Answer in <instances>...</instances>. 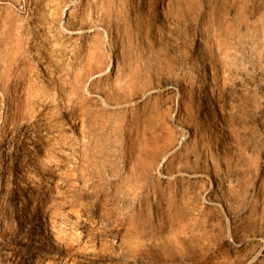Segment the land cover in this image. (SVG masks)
I'll return each instance as SVG.
<instances>
[{
    "label": "rangeland",
    "instance_id": "obj_1",
    "mask_svg": "<svg viewBox=\"0 0 264 264\" xmlns=\"http://www.w3.org/2000/svg\"><path fill=\"white\" fill-rule=\"evenodd\" d=\"M0 264H264V0H0Z\"/></svg>",
    "mask_w": 264,
    "mask_h": 264
},
{
    "label": "bare ground",
    "instance_id": "obj_2",
    "mask_svg": "<svg viewBox=\"0 0 264 264\" xmlns=\"http://www.w3.org/2000/svg\"><path fill=\"white\" fill-rule=\"evenodd\" d=\"M38 112H39V111H38ZM45 115H46V114H45ZM46 116H47V115H46ZM53 116H54V115H53ZM47 117H48V116H47ZM37 120H38V119H37ZM37 120H36V121H37ZM45 120H46V119H45ZM47 122H48V121H47ZM49 122H50V120H49ZM52 124H53V122H52ZM49 125H50V127H49L48 129L51 130V124L49 123ZM45 126H46V125H45ZM26 127H27V126H26ZM30 127H31V126H30ZM26 129H27V128H26ZM54 129H55V127H54ZM54 129H53V131H54ZM32 130H33V129H32ZM23 131H24V130H23ZM27 131H28V130H27ZM34 131H36V134H35V132H32V133L29 132L30 134H32L31 136L33 137V139H35V136H36V135H39V134H40V133L37 134V132L40 131V128H38V126H34ZM46 131H47V129H46ZM48 132H49V131H48ZM46 133H47V132H46ZM49 133H50V132H49ZM30 134H29V135H30ZM33 135H34V136H33ZM40 135H41V134H40ZM42 135H43V132H42ZM42 135H41V136H42ZM27 136H28V135H27ZM48 136H51V135H48ZM22 137H23V136H22ZM49 138H51V137H49ZM52 138H53V137H52ZM20 139H21V138H20ZM30 139H31V138H30ZM36 139H37V138H36ZM27 141H30V140H27ZM46 141H47V140H46ZM38 142H39V141H38ZM48 142H50V141H48ZM48 142H47V143H48ZM45 143H46V142H45ZM35 144H36V143H35ZM38 144H39V143H38ZM51 146H52V145H51ZM29 147H30V146H29ZM53 147H54V146H53ZM31 148H33V146H31ZM35 148H36V147H35ZM40 148H42V147H40ZM33 149H34V148H33ZM39 150H41V149H39ZM47 151H48V150H47ZM50 151H51V150L49 149V152H50ZM18 153H20V152H18ZM30 153H31V151H30ZM51 154H52V152H51ZM17 155H18V154H17ZM53 155H54V154H53ZM19 156H20V155H19ZM19 156H18V157H19ZM24 156H25V155H24ZM48 156H49V155H48ZM23 159H24V158H23ZM53 159H54V158H53ZM19 160H20V159H19ZM21 160H22V159H21ZM51 160H52V159H51ZM54 160H55V159H54ZM54 160H53V161H54ZM11 162H12V161H11ZM45 162H46V161H45ZM49 162H50V161H49ZM23 164H24V163H23ZM48 165H49V164H48ZM52 169H53V168H52ZM49 170H51V169H49ZM49 170H48V172H49ZM51 172H52V171H51ZM24 175H25V174H24ZM22 176H23V175H22Z\"/></svg>",
    "mask_w": 264,
    "mask_h": 264
}]
</instances>
